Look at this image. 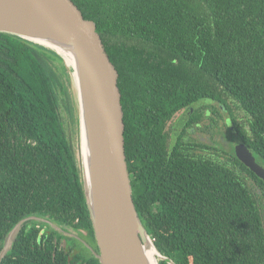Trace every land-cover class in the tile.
Masks as SVG:
<instances>
[{
  "label": "trees",
  "instance_id": "trees-1",
  "mask_svg": "<svg viewBox=\"0 0 264 264\" xmlns=\"http://www.w3.org/2000/svg\"><path fill=\"white\" fill-rule=\"evenodd\" d=\"M70 1L117 72L132 199L158 252L174 264H264V182L233 147L187 133L221 124L264 168V0ZM64 70L54 51L0 33V249L28 217L91 230L60 113L62 102L74 119ZM183 110L184 132H171ZM36 226L56 229L24 225L0 264H99L68 259Z\"/></svg>",
  "mask_w": 264,
  "mask_h": 264
},
{
  "label": "water",
  "instance_id": "water-1",
  "mask_svg": "<svg viewBox=\"0 0 264 264\" xmlns=\"http://www.w3.org/2000/svg\"><path fill=\"white\" fill-rule=\"evenodd\" d=\"M0 33L10 34L54 51L68 72L79 130V164L85 204L99 253V264H155L165 261L136 211L123 141V113L117 72L111 64L96 24L83 18L70 0H0ZM82 139L84 144H82ZM83 145V148H82ZM236 158L264 182L259 166L244 144L234 147ZM28 217L6 234L0 263L10 251Z\"/></svg>",
  "mask_w": 264,
  "mask_h": 264
},
{
  "label": "flooded vegetation",
  "instance_id": "flooded-vegetation-1",
  "mask_svg": "<svg viewBox=\"0 0 264 264\" xmlns=\"http://www.w3.org/2000/svg\"><path fill=\"white\" fill-rule=\"evenodd\" d=\"M187 111H182L178 116L174 117L170 124L171 132L178 131V134L180 132H184V122L182 121L185 119V114ZM203 125L202 121H198L197 124L191 125L188 129V132L190 137L193 140L199 141V142H218L214 140V137L216 136V132L219 131V124L216 126V128L213 130L214 134L213 136L210 135L208 132V135L204 137V133L201 128ZM218 130V131H217ZM220 135V132L218 133ZM197 136H200V138H197ZM219 143V142H218ZM238 143V142H237ZM235 143V145L237 144ZM64 222L62 223V228H64V231H60L59 229L54 230H46L44 231L43 228L36 226L37 234L39 233V236L45 233V238H50L53 245H55L59 250H62L68 259H71L73 257H77L80 259L85 260L86 258H90L91 255H93V252L99 253L94 233L91 225V230L82 222L79 218H64Z\"/></svg>",
  "mask_w": 264,
  "mask_h": 264
},
{
  "label": "rangeland",
  "instance_id": "rangeland-1",
  "mask_svg": "<svg viewBox=\"0 0 264 264\" xmlns=\"http://www.w3.org/2000/svg\"><path fill=\"white\" fill-rule=\"evenodd\" d=\"M64 76H62V79L65 83L66 87L67 88V92H68V96H69V101H71L70 103L72 104V107H73V116H74V119L71 118L65 108L63 103L61 102V108H60V113H61V117H62V120H63V124H64V127H65V132L67 134V137H68V140L73 148V151H74V154H75V157L76 159L79 158V130H78V123H77V111L75 109V106H74V95H73V89L72 87L70 86V79L67 81L66 79V76H68L69 78V75H68V72L66 70H64ZM208 100H200L198 101L195 105H200V104H203V103H207ZM192 109V108H191ZM235 113H238V117L241 119V118H244L242 112L238 111V112H235ZM228 114L224 113L223 114V117H227ZM229 119V118H228ZM226 127L229 128L231 127L230 124H229V120H227L226 122ZM219 131L216 132V136L214 137V140L215 141H218L220 143V145H222L224 147V149H230V148H234L235 147V143H237V138L233 135V134H230L228 132H226V129H225V126H221L220 124V127H219ZM220 132V135H218V133ZM207 136V133L204 134V137ZM197 138H200V136H197ZM238 144V143H237ZM245 183L246 185L251 188L253 190L254 193H256L259 197V191L256 187V185L254 184V182H252L251 180H245ZM262 213H263V223H264V202H262Z\"/></svg>",
  "mask_w": 264,
  "mask_h": 264
},
{
  "label": "bare ground",
  "instance_id": "bare-ground-1",
  "mask_svg": "<svg viewBox=\"0 0 264 264\" xmlns=\"http://www.w3.org/2000/svg\"><path fill=\"white\" fill-rule=\"evenodd\" d=\"M82 144H84V141L82 139ZM82 148H83V145H82ZM146 255L148 257V259L150 260V263L151 264H155V252L153 250L152 247H149L148 250L146 251Z\"/></svg>",
  "mask_w": 264,
  "mask_h": 264
}]
</instances>
